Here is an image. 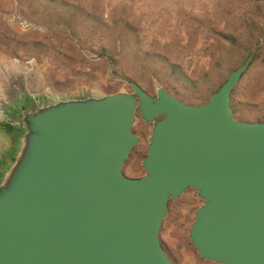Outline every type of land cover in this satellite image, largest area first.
<instances>
[{"label":"water","instance_id":"obj_1","mask_svg":"<svg viewBox=\"0 0 264 264\" xmlns=\"http://www.w3.org/2000/svg\"><path fill=\"white\" fill-rule=\"evenodd\" d=\"M256 50L208 99L163 86L22 105L0 172V264H173L161 242L171 202L196 192L189 240L215 264H264V122L232 94ZM139 114V117L137 116ZM151 125L144 174L124 167Z\"/></svg>","mask_w":264,"mask_h":264},{"label":"rangeland","instance_id":"obj_2","mask_svg":"<svg viewBox=\"0 0 264 264\" xmlns=\"http://www.w3.org/2000/svg\"><path fill=\"white\" fill-rule=\"evenodd\" d=\"M254 50L232 108L237 120L261 123L264 0H0V172L22 105L132 91L128 82L152 97L163 86L199 105ZM150 134L127 161L126 176L144 174L139 155ZM201 205L193 190L170 203L160 237L173 264H215L188 237L174 252L164 241L174 229L191 228Z\"/></svg>","mask_w":264,"mask_h":264},{"label":"crops","instance_id":"obj_3","mask_svg":"<svg viewBox=\"0 0 264 264\" xmlns=\"http://www.w3.org/2000/svg\"><path fill=\"white\" fill-rule=\"evenodd\" d=\"M189 230L190 227L188 226V224H186L185 226H183L182 228L179 229H174L172 230V232H170V234H168L167 238H165V242L168 245V247L171 249V251H177L178 250V244H177V240H182L185 241V238L188 237L189 238Z\"/></svg>","mask_w":264,"mask_h":264},{"label":"flooded vegetation","instance_id":"obj_4","mask_svg":"<svg viewBox=\"0 0 264 264\" xmlns=\"http://www.w3.org/2000/svg\"><path fill=\"white\" fill-rule=\"evenodd\" d=\"M137 116L139 117L138 113H137ZM150 129H152V126L148 125V124H145L139 118V122L135 125L133 131H134L135 135H137L141 139L142 144H144L145 137L147 136V133H148V131ZM146 148H147V146L140 152V155H139L140 157H142L143 155L146 156V154H147V149ZM135 149H134L132 154H134Z\"/></svg>","mask_w":264,"mask_h":264}]
</instances>
